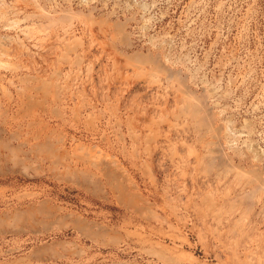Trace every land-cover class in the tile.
<instances>
[{"label":"rangeland","instance_id":"1","mask_svg":"<svg viewBox=\"0 0 264 264\" xmlns=\"http://www.w3.org/2000/svg\"><path fill=\"white\" fill-rule=\"evenodd\" d=\"M0 264H264V0H0Z\"/></svg>","mask_w":264,"mask_h":264}]
</instances>
